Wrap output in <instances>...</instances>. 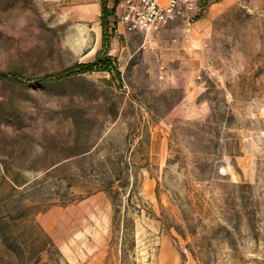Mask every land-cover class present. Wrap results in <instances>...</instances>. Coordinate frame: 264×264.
<instances>
[{"label": "rangeland", "instance_id": "rangeland-1", "mask_svg": "<svg viewBox=\"0 0 264 264\" xmlns=\"http://www.w3.org/2000/svg\"><path fill=\"white\" fill-rule=\"evenodd\" d=\"M116 4L0 0V264H264V0Z\"/></svg>", "mask_w": 264, "mask_h": 264}, {"label": "built area", "instance_id": "built-area-1", "mask_svg": "<svg viewBox=\"0 0 264 264\" xmlns=\"http://www.w3.org/2000/svg\"><path fill=\"white\" fill-rule=\"evenodd\" d=\"M198 0H117L119 21L128 28L154 34L178 18L193 13ZM165 68L161 66L163 78Z\"/></svg>", "mask_w": 264, "mask_h": 264}, {"label": "trees", "instance_id": "trees-1", "mask_svg": "<svg viewBox=\"0 0 264 264\" xmlns=\"http://www.w3.org/2000/svg\"><path fill=\"white\" fill-rule=\"evenodd\" d=\"M109 3V0H102V9H103V16L105 15L103 19V26L104 28L109 25L108 22V15H109V10L107 8V5ZM104 39H108L107 31L106 28L104 29ZM79 69L82 71H92L97 68H104L106 70L111 71V59L110 58H100L98 57L95 61L91 63H86V64H80Z\"/></svg>", "mask_w": 264, "mask_h": 264}, {"label": "crops", "instance_id": "crops-1", "mask_svg": "<svg viewBox=\"0 0 264 264\" xmlns=\"http://www.w3.org/2000/svg\"><path fill=\"white\" fill-rule=\"evenodd\" d=\"M118 22H120V21H118Z\"/></svg>", "mask_w": 264, "mask_h": 264}]
</instances>
